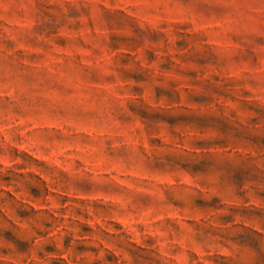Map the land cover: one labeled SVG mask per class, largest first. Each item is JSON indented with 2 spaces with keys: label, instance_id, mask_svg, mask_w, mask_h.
Here are the masks:
<instances>
[{
  "label": "rangeland",
  "instance_id": "rangeland-1",
  "mask_svg": "<svg viewBox=\"0 0 264 264\" xmlns=\"http://www.w3.org/2000/svg\"><path fill=\"white\" fill-rule=\"evenodd\" d=\"M0 264H264V0H0Z\"/></svg>",
  "mask_w": 264,
  "mask_h": 264
}]
</instances>
